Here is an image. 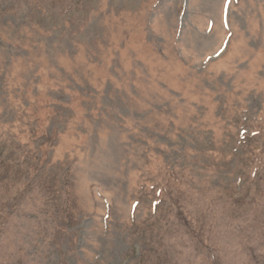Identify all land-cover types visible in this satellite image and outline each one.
Masks as SVG:
<instances>
[{
    "label": "rangeland",
    "instance_id": "1",
    "mask_svg": "<svg viewBox=\"0 0 264 264\" xmlns=\"http://www.w3.org/2000/svg\"><path fill=\"white\" fill-rule=\"evenodd\" d=\"M0 264H264V0H0Z\"/></svg>",
    "mask_w": 264,
    "mask_h": 264
}]
</instances>
